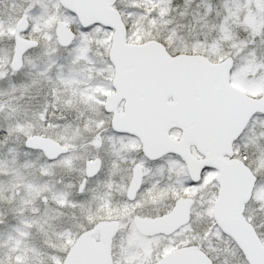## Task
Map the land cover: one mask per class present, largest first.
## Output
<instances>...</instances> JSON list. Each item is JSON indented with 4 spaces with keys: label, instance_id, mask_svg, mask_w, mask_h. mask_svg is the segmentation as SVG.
Returning <instances> with one entry per match:
<instances>
[{
    "label": "snow or ice",
    "instance_id": "snow-or-ice-1",
    "mask_svg": "<svg viewBox=\"0 0 264 264\" xmlns=\"http://www.w3.org/2000/svg\"><path fill=\"white\" fill-rule=\"evenodd\" d=\"M0 264H264V0H0Z\"/></svg>",
    "mask_w": 264,
    "mask_h": 264
}]
</instances>
